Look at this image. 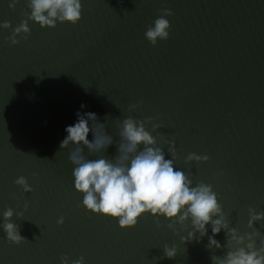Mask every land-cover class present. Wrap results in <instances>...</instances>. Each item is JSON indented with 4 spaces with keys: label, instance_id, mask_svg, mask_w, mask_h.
<instances>
[{
    "label": "water",
    "instance_id": "obj_1",
    "mask_svg": "<svg viewBox=\"0 0 264 264\" xmlns=\"http://www.w3.org/2000/svg\"><path fill=\"white\" fill-rule=\"evenodd\" d=\"M82 7L76 26L30 22L31 36L15 46L0 29V224L9 207L23 212L12 222L28 240L9 244L0 228V264H60L64 255L85 264H211L222 253L207 250L206 237L185 245L150 215L121 230L79 207L83 196L60 143L77 112L95 113L117 142L118 120L158 117L175 142V168L190 169L194 186L211 184L231 226L249 231L248 208L264 211V0H82ZM164 9L173 13L165 17L169 39L154 47L145 32ZM25 10V0L15 10L0 0V23L14 28ZM116 153L114 143L106 155ZM189 153L210 159L186 165ZM20 176L31 193L15 185ZM256 228L264 234V223ZM215 239L223 244L224 233ZM164 245H176V259L159 258Z\"/></svg>",
    "mask_w": 264,
    "mask_h": 264
},
{
    "label": "clouds",
    "instance_id": "obj_2",
    "mask_svg": "<svg viewBox=\"0 0 264 264\" xmlns=\"http://www.w3.org/2000/svg\"><path fill=\"white\" fill-rule=\"evenodd\" d=\"M19 3L20 0H9V8L15 10ZM25 3L27 10L22 12L23 19L17 26L13 28L8 21L0 23V29L10 31L7 40L12 46L26 42L31 36L30 22L41 29H55L58 23L76 26L82 19V0H25ZM172 15L171 10L164 9L147 27L145 37L152 46L169 39L171 26L165 17ZM141 105L142 101L130 104L127 111H136ZM76 116L77 121L65 128L67 135L60 143V149H69L68 160L74 166V188L83 196L79 207L93 215L117 221L121 230L134 229L139 219L150 215L158 228L162 226L161 219L166 221L168 230L180 236L185 245L200 243L206 237V249L222 253L212 255L211 264H264V234L256 228L257 224L264 223V211L248 208L249 231L241 233L232 227L213 186L203 181L194 186L190 169L186 172L175 168L177 148L174 141L165 139L160 132L163 125L156 122L158 117L134 119L129 115L118 120L117 142L106 131L108 123H101L95 113L77 112ZM160 140L167 146L170 159H166V153L158 143ZM114 143L117 153L109 158L106 152ZM90 156L97 158L90 159ZM209 159L208 155L189 153L184 163L200 165ZM32 175L35 177L36 173ZM14 183L23 193L33 191L24 176ZM12 199H15L14 195ZM28 207L25 203L24 211ZM14 216L22 219L23 212H15L11 207L6 209L0 228L9 244L19 246L28 240L21 235L20 226L12 222ZM57 224L63 225L64 218L60 217ZM182 232H187V236L180 235ZM221 232L224 233L223 244L215 239ZM162 252L160 259L177 257L176 245H164ZM60 264H85V258L81 256L70 261L64 255L60 257Z\"/></svg>",
    "mask_w": 264,
    "mask_h": 264
}]
</instances>
